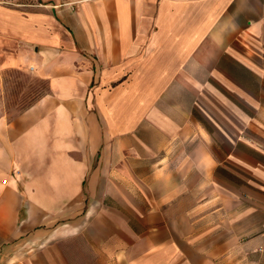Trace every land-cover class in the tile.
I'll list each match as a JSON object with an SVG mask.
<instances>
[{
	"label": "crops",
	"instance_id": "0c3cea01",
	"mask_svg": "<svg viewBox=\"0 0 264 264\" xmlns=\"http://www.w3.org/2000/svg\"><path fill=\"white\" fill-rule=\"evenodd\" d=\"M17 69L0 264H264V0H0Z\"/></svg>",
	"mask_w": 264,
	"mask_h": 264
},
{
	"label": "rangeland",
	"instance_id": "374dc122",
	"mask_svg": "<svg viewBox=\"0 0 264 264\" xmlns=\"http://www.w3.org/2000/svg\"><path fill=\"white\" fill-rule=\"evenodd\" d=\"M12 2H15L16 0H11ZM30 2L32 0H24V2ZM4 95L2 99V103H0V108L7 109L8 115L13 116L19 113V111L27 108L31 104H33V101L42 93H44L48 86L46 85V82L35 77L30 76L24 72H21L20 70H11L8 71V73L4 77ZM207 104L206 107L202 105L201 107L204 108L206 112L212 113L214 112V103L215 98L213 97V89H207ZM197 108L199 106L197 105ZM201 108V109H203ZM199 110V109H198ZM193 112L198 117L202 118L200 116V113L197 111V109H193ZM204 123L207 127H209L210 132L214 133L215 130L213 127L209 125V123L204 120ZM210 142L217 143L216 137L213 136L212 140L210 139Z\"/></svg>",
	"mask_w": 264,
	"mask_h": 264
}]
</instances>
